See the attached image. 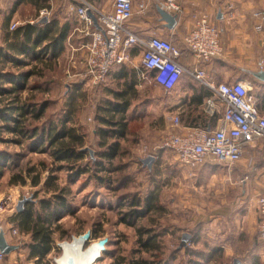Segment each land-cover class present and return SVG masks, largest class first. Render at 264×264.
<instances>
[{"label":"crops","instance_id":"obj_1","mask_svg":"<svg viewBox=\"0 0 264 264\" xmlns=\"http://www.w3.org/2000/svg\"><path fill=\"white\" fill-rule=\"evenodd\" d=\"M113 1L1 0L0 78L10 73L16 74L13 76L17 77L19 71L29 70L37 63L38 59L43 60V63H41L43 73L38 75L47 77L48 72L55 69L58 70L60 76L51 74L50 80L41 84L36 83L40 85L38 90L49 94L51 87H58V85L63 84L65 92L63 101L69 104L77 100L78 98L74 99L75 95L79 97L78 92L83 90L84 86H94L87 81L84 75L89 52L88 43L92 40L91 34H87L86 31L91 32L98 28L96 23L87 26L78 15V8L92 5L97 9L109 11L112 9ZM132 1L134 12L132 18L128 21L129 28L140 37L146 38L159 35L170 38L181 47L182 54L179 57V62L189 70L193 69L196 61L184 44V35L192 28L195 14L204 13L209 15L212 22L222 29L223 53L205 66L207 79L215 83L235 80L245 82L249 87H252L258 109L264 112V82L252 74L253 71L261 70L260 60L264 59V26L262 29L256 27L260 20L254 15L255 11H263L264 13V0H178L181 11L174 12L166 9L177 16V23L173 28L167 26V21L159 11V7L164 8L163 3L165 0ZM54 39H57V41L53 43ZM23 42L26 45L22 44ZM141 55L142 52L139 48H132L130 62L113 70L107 88L104 90L107 96L104 97L103 102L120 101L116 93L124 91V97L128 101L126 109L128 126L138 120L148 119L151 116L149 111L152 110L154 116L150 118L157 117L156 124H152L153 129H155L154 131H130L132 129L129 126L127 135L121 140H127L128 137H131V139L134 138L132 141H138V143L139 139L145 141L142 146H138L135 150L139 149V151L144 152L137 159L144 169H148V172H156L158 167L165 165L169 167L168 172L175 184H178L181 177L186 178L185 182L189 186L200 188L197 190L196 197H201V194L206 192L205 198L219 199V202L211 200L205 203L204 214L193 219L196 222L203 223L202 226L188 228L191 239L195 238L193 246L194 243H197L196 248H202V250H196L195 248L193 251V254L201 257L202 261L198 259L199 262L201 261L202 264H264V248L261 246L258 236L259 216L256 209L258 196L264 193V138H258L246 144L244 155L239 161L235 162L236 165L208 161L196 167H189L180 163L176 157L163 160L162 154L165 151L159 149L158 145L164 136H160L162 132L166 133L175 129L172 126L171 116L175 114L180 116L181 128L202 126L216 129L224 124L222 107L221 112L218 113L212 114L208 111L204 106V102L207 97L213 96L214 92L203 82L188 74H185L179 84L172 90H167L157 84L153 78L154 71H143L140 63ZM17 59H22L21 65L16 61ZM14 67L17 68V72L11 70ZM246 73L253 75V78L249 80ZM32 76H37V74L31 75L27 79L25 86L29 87V90L35 84V82L33 84L28 82ZM52 78H55V80L53 81ZM57 78L62 81L56 85ZM1 81L4 80L1 79ZM4 85L10 87L13 84L12 82H6ZM10 98L11 96L0 94L1 103ZM103 102L97 106L96 111L101 110L100 105H103ZM47 110L48 104L42 117L46 115ZM74 110L75 108H72L65 111L66 113L64 112L69 117L66 123L74 126L79 133L85 135V143L82 149L89 150L91 155L90 149L97 152L102 148L99 145L101 139H99L97 132L98 128L95 127L96 129L92 130L96 138L93 145H89L91 142L89 143L82 128L74 123L71 124L74 118ZM49 115L52 114L49 113ZM146 126L151 127V123L146 124ZM27 140L29 141V139ZM28 144L31 146L30 141ZM2 152L0 149L3 177L6 171H9L7 166L9 158L3 159ZM30 152L37 153L41 151L30 149ZM41 153H48V151ZM149 156L154 157L150 167L144 163V159ZM33 166L37 168V164ZM13 170L9 171L8 183L13 174L20 172L22 169L19 171ZM23 171L25 170L21 172L23 173ZM26 171L22 174L25 179L24 183L9 184L16 187L18 185L21 187H37L43 184L44 188H48L45 186V182L48 175H50L49 168L42 170L43 173L47 172V174H41V182L36 186L31 182L32 174L30 175L28 168ZM218 176L221 178L220 180L217 178ZM172 187L177 192L181 191V193L190 188L181 187L180 184L177 187ZM163 188L161 191H159L160 189H152L155 196L162 197L164 194ZM229 192L231 197L228 195ZM24 197L29 196H23L22 198ZM9 198L14 203L18 199L13 200L11 195ZM185 198L189 197L185 196ZM229 198L230 200H228ZM30 202L33 203V201ZM27 203L29 202L25 203L24 208ZM239 203L242 205L238 206ZM16 211V213L21 212ZM205 223H208V226ZM11 225L20 230L16 222L7 223L6 239L8 233L11 235ZM191 230H195V233H191ZM25 234L30 237V234L25 232H22L21 236ZM8 242L18 245L11 241ZM28 243L29 241L24 243V248L18 245L17 249L6 254V264H20L22 258L33 264H39L37 257L30 256ZM190 251L188 250V252ZM46 260L48 259H44L46 264H54ZM54 260L57 263V258H54Z\"/></svg>","mask_w":264,"mask_h":264},{"label":"rangeland","instance_id":"obj_2","mask_svg":"<svg viewBox=\"0 0 264 264\" xmlns=\"http://www.w3.org/2000/svg\"><path fill=\"white\" fill-rule=\"evenodd\" d=\"M11 70L17 72V68L15 67ZM113 72L114 71H112V73ZM112 73L107 78L106 82L102 84L84 86L83 90L78 92L79 97L75 95L74 99H78H73L74 101L72 100L73 102H70L69 104L63 101L65 97L63 84L58 85V87H51V92L49 94L43 93V91L39 90H29L27 87L23 91V97H30L31 99L33 96V101H46L48 104V112H46V115L38 121L31 120V123L33 125L48 124L50 121L58 123V121H61L65 116V111L75 108L73 112L74 118L71 124L74 123L78 127H81L83 132H85L89 143L91 142L89 145H93L96 137L94 133H92V130L95 127L99 129L101 125H103L98 118L109 117V114H107L104 109L99 111H96V109L97 106L103 102L104 97L107 96V93L104 90L107 88V83L109 82ZM51 74L60 76L58 70L53 69L52 72H48L47 77H43L42 75L32 76L28 82L29 84H33L34 82L40 84L44 83V81L50 80L49 77ZM246 76L249 80L253 78V75L250 73H246ZM52 80L54 81L55 78H52ZM60 81L62 80L57 78L56 85ZM44 87L46 86L44 85ZM153 112L154 111L152 110L151 112L149 111V115L151 116H149L148 119H141L136 121V123L131 124V126L129 125L132 129L130 131H154L155 128L153 129L152 124H156L155 121L157 120V117H155L156 119L150 118L154 116ZM49 113L52 115H49ZM148 123H151V127L146 126ZM3 129L4 128H0V149L3 151L2 153L4 155L7 154L5 155L6 158H9L7 163L9 171H12V169H14L13 171L25 169V171H23V173H25L27 172V168L34 164L38 165L40 160H45L49 165V174H51L50 172L52 169L50 167L52 159L48 153L42 154L41 152H30L29 141L27 139L21 138L20 136L9 133ZM164 134L165 132H162L160 136H163ZM99 139H101L100 136ZM133 139L134 138L131 139V137H128L127 140H121V154L115 160V167H118L117 170H114L115 167L113 163L104 162L105 167H108L111 170V172L107 174L111 179L110 181L102 182L92 175L93 173H85L71 179L65 169L53 168V185L50 188H44L43 184H40L37 187H21L20 185L16 187L8 183L10 173L9 171H6L2 179H0V202H5L4 210L0 214V220L6 225V227L7 223H17L15 220L17 219L16 205L18 199H22L23 196L32 197L33 204L37 205L41 199L50 198L55 192L60 193L59 190L66 187L67 189H65L69 191L67 194V201L70 202L74 213L65 212L58 221V224L53 223V227L55 228V231L53 230V251L46 257V259H48L46 261L59 264L58 260L63 256V243L65 241H72L74 236L89 232L90 236L88 240L85 241L84 249L89 248L94 242L100 240H104L105 242V248L102 252L99 251L100 255L93 264H116L120 261L122 262L121 264H130L132 261L141 258H154L157 259V262L159 261V264H202L201 257L193 254L197 243H194L193 246L191 235L188 238L186 246H188L189 249H192V251L189 250L190 252H188V250L183 249L179 251L177 249L183 238V233L190 234L188 230L193 226L198 228L203 225V223L196 222L193 219L198 215L204 214L205 203H208L211 200L213 202H219V199L205 198L204 196L206 195V192H203L201 197H196L198 194L197 190L200 188L191 187V185L189 186L185 182L187 180L186 178L183 179L181 177L178 184H175L173 178H171L168 172L169 167H166L165 165H161L157 170L155 169L156 172H148V169H144L140 161L137 159L140 158L144 152L139 151V149L135 150L138 146H142L145 141L139 139L138 143V141H132ZM159 139H161V137H159ZM93 151L95 152L94 149ZM164 151L165 153L162 154L163 160L174 158V155L170 151ZM231 165L236 164L231 163ZM38 167L41 169V166ZM105 172L106 171L99 172V175H104ZM45 174H47V172L43 173V175ZM217 178L219 180L221 179L219 176ZM228 183H230V181H228ZM162 184L165 186H163L164 188L161 186ZM179 184L181 187L184 186L185 188H190L183 193H181V191L177 192L172 186L177 187ZM55 186L58 188L60 187V189L55 191ZM162 188L164 189L162 197L158 196V199L156 196L150 198L149 193H151L152 189H160L159 191H161ZM10 195L13 200L18 198L15 203L9 198ZM123 195L125 197L132 195L137 196V201L138 199L140 200V205H130L131 200H123ZM228 195L230 196V192ZM232 195L234 196L235 194L233 193ZM185 196L189 198H185ZM146 199L152 201V210H150L147 215L140 216L137 219L135 226L129 225L130 217L127 216V219L124 218L126 214H128V211H130L129 209L135 208L136 206L143 209L146 205ZM228 200H230V198ZM241 205L242 204L239 203L238 206ZM205 224L208 226V223ZM57 225L60 226L57 228ZM138 226L151 228L153 229L151 232L154 233L155 231L157 233V243L155 241V244H158L159 246L155 252H147L145 251V247L141 246L136 230ZM191 233L194 234L195 230H191ZM21 235V231L20 235H14L12 233L10 235V233H8L7 241L16 243L24 248V243L30 241V237L27 234L24 236ZM145 237L146 235L143 236L144 239ZM153 246L155 247V245ZM197 249L202 250V248L199 247H197L196 250ZM154 255H158L161 258H156ZM54 258H57V263ZM198 259L201 261L199 262ZM195 260L198 262L194 263ZM21 263L33 264L23 258L20 261V264ZM72 264L77 263L73 260Z\"/></svg>","mask_w":264,"mask_h":264},{"label":"built area","instance_id":"obj_3","mask_svg":"<svg viewBox=\"0 0 264 264\" xmlns=\"http://www.w3.org/2000/svg\"><path fill=\"white\" fill-rule=\"evenodd\" d=\"M1 1V0H0ZM163 7L174 12L181 11L178 0H165ZM96 17L98 28L87 32L92 40L88 43V58L84 75L91 85L104 83L112 71L130 62L131 50L137 47L142 52L143 71H154V81L167 90L174 89L182 77L188 74L203 82L213 92L205 99V108L213 113L221 112L223 126L209 129L202 126L181 128L178 114L171 116L174 130L167 131L158 145L159 149L170 151L180 163L196 167L205 162L235 163L244 155L245 145L258 138H264V112H261L252 93V87L240 80L215 83L207 79L206 65L223 53L222 29L209 15L195 14L192 28L184 35L183 41L195 58L192 70L179 62L181 47L170 38L159 35L140 37L128 26L133 16L132 0H114L112 9L105 11L92 5L78 8L80 19L87 25L94 24L89 15ZM264 26L263 11H255ZM264 70V59L260 60ZM5 202H0V214ZM259 216L258 234L264 248V193L260 194L256 205ZM0 231L6 232V225L0 220ZM10 231L20 235V230L11 225ZM6 254L0 250V264H6Z\"/></svg>","mask_w":264,"mask_h":264},{"label":"trees","instance_id":"obj_4","mask_svg":"<svg viewBox=\"0 0 264 264\" xmlns=\"http://www.w3.org/2000/svg\"><path fill=\"white\" fill-rule=\"evenodd\" d=\"M56 41L57 39H54L53 43ZM22 44L26 45L24 42ZM16 61L19 62L20 65L22 64V59H17ZM42 61L38 59L37 63L29 70L19 71L17 77L13 76L16 74L10 73L0 78V94L11 96V98L4 103L0 102V128H4L3 130L12 132L21 138L29 139L31 145L29 147L31 150L41 152L48 151V154L52 159L50 167L52 170L53 168L65 169L71 179L73 177H78L81 174L93 173L92 175L102 182L110 181L111 179L107 174L110 173L111 170L108 167H105L104 162H111L115 167V160L121 154L122 150V142L120 140L121 138H125L129 130L128 121L126 119L128 101L124 97V91L116 93L117 96H119L120 101H105L103 102V105H100L101 110L104 109V111L109 114V117L98 118V120L103 123V125L97 130L101 138L99 145L102 148L100 147L101 149L99 151H95L94 157H92L89 154V150L82 149L85 143V135L79 133L74 126L66 123L69 119L68 115H65L61 121H58V123L52 121L49 124L45 123L43 125H33L31 123V120L38 121L42 118L47 103L33 101V96L31 99L30 97H23L22 92L27 88L25 84L29 76L43 73ZM1 79L4 81L2 82ZM5 81L12 82L13 85L7 87L4 85V83H6ZM39 88L40 85L35 83L30 90H38ZM2 158L7 159L4 154H2ZM2 165L3 163H0V179L3 175ZM38 166H41V169H39ZM46 168H49V165L45 160H40L37 168L35 166L28 168L30 175L33 174L31 175V182L33 185L36 186L41 182L42 170ZM117 169L118 167H115L114 170ZM52 170L45 182V186L48 188L53 185ZM21 171L13 174L9 180L10 184L25 182ZM103 171H106L104 175H99V172ZM57 188L58 187L55 186L54 190L57 191L60 189V187ZM65 188L63 187L60 189V193L55 192L50 198L41 199L37 205L31 202L27 203L25 208L17 213V219H15L17 221L16 224L22 232L30 234V241L27 244L30 249L29 254L32 257H37V262H39V264L44 263V259L53 249V233L55 231L53 223L58 224L62 215L65 214L64 210L66 212L74 213L70 202L67 201V194L69 191ZM153 192L154 191L152 190L151 193H149L150 198L155 197V193ZM137 198L138 197L135 195L124 196L123 200H131L130 205L135 206L136 204L140 205V200L138 199L137 201ZM151 202L150 199H146V205L143 209H140V207L138 208L137 206L129 209L130 211H128V214L124 217L125 219L128 218L127 216L130 217L128 224L135 226L136 221L140 216L147 215V213L153 208ZM59 226L60 225H57V228ZM136 230L138 233V240L141 246L145 247V251L150 253L155 252L159 246L158 244H155L157 233L155 231L154 233L151 232L153 229L144 226H138ZM145 235L146 237L144 239L143 236ZM192 239L193 241L191 242H194L195 238ZM153 245H155V247ZM181 249L190 250L188 246H183L177 250L180 251ZM154 256H156V258L159 257L158 255ZM121 263L122 262L120 261L116 264ZM130 264H159V261L157 262V259L154 258H141L132 261Z\"/></svg>","mask_w":264,"mask_h":264},{"label":"water","instance_id":"obj_5","mask_svg":"<svg viewBox=\"0 0 264 264\" xmlns=\"http://www.w3.org/2000/svg\"><path fill=\"white\" fill-rule=\"evenodd\" d=\"M159 11L161 12L163 18L167 21V26L169 28L175 27V25L177 23V16L174 14H171L170 12H168L166 9H164L162 7H159ZM88 13L90 16L93 17L94 23L97 24V20H96V17L94 16V14L90 10L88 11ZM252 74L257 79L264 82V70L263 69L258 70V71H253ZM90 153L92 156L94 155V152L91 149H90ZM153 161H154L153 156H149V157L144 159V163L148 164L149 167L152 165ZM28 201H33L32 197L29 196V197H24V198L20 199L16 205V209L18 211H22L24 209L25 203ZM89 236H90V233L87 232L85 234L79 235L78 237H80L82 239L83 243L85 244V241L88 240ZM189 236L190 235L188 233L183 234V238L181 240L179 248L186 246ZM17 248H18V245L10 244L5 237V232L0 231V250L5 254H9L11 251H13Z\"/></svg>","mask_w":264,"mask_h":264},{"label":"bare ground","instance_id":"obj_6","mask_svg":"<svg viewBox=\"0 0 264 264\" xmlns=\"http://www.w3.org/2000/svg\"><path fill=\"white\" fill-rule=\"evenodd\" d=\"M104 241L100 240L94 242L89 248L84 249V243L82 239L75 236L72 241H65L63 243V256L58 262L60 264H72L73 260L77 264H93L99 257L102 250L105 248Z\"/></svg>","mask_w":264,"mask_h":264}]
</instances>
